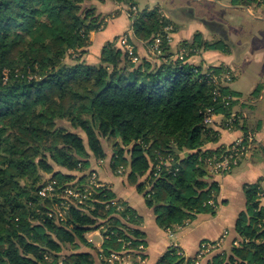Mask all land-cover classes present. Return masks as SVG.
<instances>
[{
  "label": "trees",
  "instance_id": "trees-1",
  "mask_svg": "<svg viewBox=\"0 0 264 264\" xmlns=\"http://www.w3.org/2000/svg\"><path fill=\"white\" fill-rule=\"evenodd\" d=\"M83 1L0 0V264H51L61 257V264H95L91 252L76 249L91 247L85 233L102 226L99 256L123 249L131 257L145 255L139 249L146 242L140 215L124 200L119 199L120 210L109 205L116 198L111 188L83 202L71 199L64 219L50 198L39 194L50 180L57 189L82 186L92 158L107 154L102 137L113 142V167L123 166V172L129 167L130 180L155 209L162 228L174 230L201 212L217 211L219 185L210 178L208 158L225 153L227 146H208L219 139V131L205 122V114L212 107L227 119L238 103L236 98L226 105L222 95L237 93L230 84L217 86L208 73H223L227 66L206 71L188 56L171 54L133 62L121 44L110 41L99 62H86L90 33L103 20L93 8L81 11ZM166 23L158 11L139 13L134 30L142 39L165 37ZM164 45L170 47L166 38ZM183 45L229 50L227 43L198 33ZM240 121L233 128L246 130ZM166 159L169 166L160 163ZM75 171L82 172L78 180ZM43 172L50 178L43 181ZM245 193L247 207L236 221L240 241L209 264H264L261 180L246 184ZM194 261L170 246L158 264Z\"/></svg>",
  "mask_w": 264,
  "mask_h": 264
},
{
  "label": "crops",
  "instance_id": "crops-1",
  "mask_svg": "<svg viewBox=\"0 0 264 264\" xmlns=\"http://www.w3.org/2000/svg\"><path fill=\"white\" fill-rule=\"evenodd\" d=\"M215 1L217 0H133L137 7L136 13H133L128 8L130 5L128 2L87 0V4L97 7L104 17V25L91 35V45L88 48V58L91 61H96L102 47L108 41L125 33L129 34L142 57L149 56V40L140 38L134 30L133 16L139 13L151 14L158 11L163 15L164 20H168L173 25L170 47L172 54L178 57L181 48L186 47L183 42L191 41L197 33L206 40L215 37L214 31L223 34L228 41V51L198 48L191 50L186 56L195 64L227 66L234 72L229 84L237 93L236 109L241 110L239 119L243 125L245 124L246 130L225 127L226 117L222 113H217L212 127L219 131V139L209 143L208 146L213 148L229 146L242 136H252L248 151L238 159L230 171L215 174L210 171V167L208 168V173H212L211 180L217 181L219 185L216 213L201 212L192 222L174 230L159 226L155 209L147 203L144 193L137 188V184L130 180L129 167L126 172L118 173L112 170L110 158L99 164V175L102 180L109 183L116 198L126 201L141 217L139 227L145 233L146 242L143 251L145 255L130 257L129 264H158L163 253L175 241L179 243L185 256L195 257L204 240L213 242L220 240L216 248L198 258L197 264H209L218 252L230 253L233 244H238L241 239L236 231V221L239 214L247 207L245 185L261 180L264 189V39L257 34L258 31L251 29L242 32L237 28L240 18L231 14V11L244 9L256 19L264 20V16L253 12L240 1L218 0L222 7L232 9L226 11L228 12L226 16L232 23L230 24L232 27L229 28L227 25L229 21L225 22L208 9L200 12L197 7L198 3L208 4ZM150 4H157L154 10L146 9L150 8ZM97 163L95 160L93 166H97ZM147 175L139 180L143 181ZM93 235L100 236V239L93 240ZM85 236L91 247L81 245L76 250L91 252L95 264H121L118 261H107L98 255L97 250L102 247L105 240L99 228L86 232ZM71 250L66 249L65 252Z\"/></svg>",
  "mask_w": 264,
  "mask_h": 264
},
{
  "label": "built area",
  "instance_id": "built-area-1",
  "mask_svg": "<svg viewBox=\"0 0 264 264\" xmlns=\"http://www.w3.org/2000/svg\"><path fill=\"white\" fill-rule=\"evenodd\" d=\"M130 9L133 11V13H136L137 11L136 5H133L132 8ZM134 17L135 16H133V18ZM165 30L168 31L165 37L161 34H157L153 38L152 48L155 49L158 53H162L164 50L165 38L168 43L172 40L171 31L173 30V25L171 24L166 25ZM123 36H126V37L122 38V40L120 41L121 46L124 47V51L126 52L128 57L133 62H137L139 60V55L137 53L135 45L133 44V42H130L129 39L127 38V36H129L128 34H124ZM187 53H188L187 51L181 50L179 54V58L183 59L187 55ZM209 76L211 80L217 84V86L229 84L233 79V73L230 70L227 71L226 73H220V74L214 73L211 71L209 72ZM215 93L217 96L222 94L219 87L216 88ZM222 98L225 100L226 105H229L232 100L236 99V97L232 94L222 95ZM216 114L217 113L214 111V108L212 107L207 108L206 114H205V122L211 125L214 122V116ZM238 118H239V115L236 114L232 119H229L227 121L228 127L230 128V124H233L234 121ZM246 138H247V141L245 140L244 136L236 139L232 144L227 146L226 148L227 150L225 153L219 154V155H213L212 157L208 158V164L210 166H213V168H215L216 171H219L221 173L230 171L233 168V166L238 162V159L242 157L244 154H246V152L249 149L248 147H249V144H251L250 142L252 140V136L248 135ZM160 163L166 164L167 166H169L168 159L161 160ZM119 170L122 171L123 166H120ZM47 183L48 184L44 185L40 189L39 194L41 196H46L50 198L49 193L57 192L58 189L55 187V183H56L55 180H50ZM106 187H107L106 183L100 180L97 177L96 173H92L90 175L89 182L84 186L65 187L63 189V195H62L63 200H61L63 211L59 209V206H57L56 209L54 208L56 210L57 216H60L62 219L65 218L66 211H67V208L69 207L71 199H76L78 202H83L84 200L90 198L91 195L94 194L93 192L95 190H99V189L106 188ZM109 205H115L117 207V210H120L123 208L122 202L118 200L117 198H111L109 200ZM53 213H54L53 211H50L49 215L52 216ZM219 243H220V240L215 241V242L213 241H205L204 243L202 242L199 255L201 256L204 253H207L208 251L213 250L214 248L218 246ZM139 246L142 247V245H139ZM180 253H183V252H180ZM102 256H104V258L107 261H118L119 263L124 264L127 261L129 255L127 254V249H123L119 252L111 251L106 256L104 254H102Z\"/></svg>",
  "mask_w": 264,
  "mask_h": 264
},
{
  "label": "rangeland",
  "instance_id": "rangeland-1",
  "mask_svg": "<svg viewBox=\"0 0 264 264\" xmlns=\"http://www.w3.org/2000/svg\"><path fill=\"white\" fill-rule=\"evenodd\" d=\"M115 1H118L119 3L121 2V3H123V1H119V0H115ZM224 1V0H223ZM236 1H240V2H242L243 4H244V0L242 1V0H236ZM258 1L259 0H253V1H251L250 2V4H244L245 6H247V7H249V8H251L252 9V11L253 12H255V13H258V14H260V15H262V16H264V4L263 3H261V4H259L258 3ZM134 4H131V5H129L128 6V8H132V6H133ZM156 5L157 4H150L149 6H150V8H146L147 10H154V7H156ZM197 7H198V9H199V11L200 12H203V11H207L206 9H208V10H210L211 12H213L214 14H216V15H218L219 17H221V19L222 20H224L225 22L226 21H229V19H228V17L226 16L227 15V13L229 12V10H232L231 8H225V7H222V5L220 4V2L217 0V1H215V2H210V3H208V4H199L198 3V5H197ZM87 8H93L94 9V11H95V16L97 17H99L100 18V20H103V24L102 25H104V17H103V15H102V13H100L99 11H98V9H97V7H95V6H91V5H88L87 4V0H84L82 3H81V11L83 10H85V9H87ZM226 11H228V12H226ZM131 16H132V14L131 13H129ZM231 14H235V15H237V16H239V18H240V23L238 24V26H237V28H239L242 32H245V31H249V30H251V29H253V30H255L256 32H257V34H259V36H262V39H264V20L263 19H256V18H253V17H251V15H249L248 14V11L247 10H244V9H241V11H231ZM93 15V14H92ZM161 16H163V15H161ZM168 24H171V23H166L165 25H164V27H163V33H167L168 31L167 30H165V26L166 25H168ZM230 24H232L230 21H229V23H227V25L229 26V28H231L232 26L230 25ZM172 25V24H171ZM102 27V26H101ZM97 31V30H96ZM94 32V31H93ZM214 33H215V37L213 38V39H211V41H218V40H220V41H223V42H225V43H228V41H227V39L225 38V36L223 35V34H220V33H218V32H216V31H214ZM126 34V33H125ZM91 35H92V32L90 33V39H91ZM124 35V34H123ZM123 35H121V36H117L116 38H113L112 40H110V42H113L114 44L116 43H119L120 44V41L122 40V38H124V37H126V36H123ZM129 35V34H128ZM127 38L129 39V41L130 42H133L132 40H131V38H130V36H127ZM144 40H146V39H144ZM147 40H149V44H150V53H149V56H144L143 58H153V60H154V58H155V60H165L166 59V57H165V55H170L171 54V56L173 57H177L178 55H173L172 54V52H171V47H164V50H163V52L162 53H158L155 49H153L152 48V43H153V39H147ZM257 40V39H256ZM259 40V39H258ZM263 42H264V40H263ZM257 43V42H256ZM134 44V43H133ZM91 45V40H90V43H89V45L86 47L87 49V51L85 52V54L83 55V59L84 60H86V62H89V63H97V62H99L100 61V59H101V52H100V55H99V57H97V59H96V61H91L89 58H88V53H89V46ZM135 45V44H134ZM169 46H170V42H169ZM191 46V45H190ZM189 45H188V47H182L181 49L182 50H185V51H187L188 53L192 50V48L190 47ZM135 47H136V50H137V46L135 45ZM103 48V47H102ZM122 49L124 50V47H122ZM195 49H198V48H195ZM101 51H102V49H101ZM137 53H138V55H139V60L137 61V62H139L140 61V59L142 58V55L138 52V50H137ZM77 54H79V53H75V55H77ZM67 58H69V57H67ZM185 58V57H184ZM183 58V59H184ZM182 59V60H183ZM69 60V59H68ZM158 61H155V62H158ZM197 65H201L204 69H206V71L210 68V66L211 65H208V64H206V65H202V64H197ZM224 70H226V71H224L223 73H226L227 71H229V68L228 67H226ZM209 72H211V71H208V73ZM236 107H237V104L232 108V113H231V115L229 116V117H227V121L229 120V119H232L237 113H239V114H241V110L240 109H236ZM223 114V113H222ZM236 120H239V119H236ZM235 120V121H236ZM241 120V119H240ZM227 121H226V124H227ZM240 123H241V121H240ZM213 124V123H212ZM212 124L210 125V126H212ZM228 126V125H227ZM233 126H234V123L233 124H230V128H233ZM102 142H103V144H104V147H105V151H106V156L104 157V158H101V159H96V158H92V160H91V164H90V167L87 169V171H84V173H87V174H89V176L92 174V173H96L97 174V177L100 179V180H102L101 179V177H100V175H99V171H98V167H99V164H102L107 158L109 159L110 158V163H111V167H112V170H115V168L113 167V154H114V151H115V148H114V145H113V142H111V140L109 139V138H106V137H102ZM129 153L128 152H126L125 153V156H128L129 157ZM130 159V158H129ZM96 160V162H98L97 163V166H93V162ZM210 167V171L211 172H213V173H215V174H220L221 172H219V171H216V169L215 168H213V166H210L209 164H208V168ZM60 167L59 166H57V169H59ZM119 168H120V166H119ZM119 168H117L116 169V171L118 172V173H122L123 172V170L122 171H120L119 170ZM80 172V171H79ZM78 171H75V174H77V176H76V178H77V180L79 179V177L82 175L81 173H79ZM227 172V171H226ZM50 176H51V173H49V172H43V175H42V180L44 181L45 179H47V178H50ZM89 176L86 178V180L84 181V184L82 185V186H84V185H86L88 182H89V180H90V178H89ZM75 178V179H76ZM103 182H105L104 180H102ZM47 182H49V181H46V183L44 184V185H46V184H48ZM106 183V188H110V185H109V183L108 182H105ZM99 190H95L93 193H95V192H98ZM63 189H58V191L57 192H54V193H49V196H50V200H51V202L53 203V208H55L56 209V207L57 206H59V209L61 210V211H63V208H62V205H61V200H63ZM53 196V197H52ZM61 198H59V197ZM91 197H93V194L91 195ZM211 202V201H210ZM79 208H81V207H79ZM68 210V209H67ZM66 213H67V211H66ZM65 218H66V215H65ZM184 226H186V225H184ZM184 226H181V227H184ZM103 227L104 226H102V227H100L99 229H100V231H102L103 230ZM97 229V228H96ZM92 230H94V229H92ZM102 233H103V231H102ZM104 235V234H103ZM105 236V235H104ZM92 239L93 240H95V241H98L99 239H100V236H98V235H93L92 236ZM207 241V240H206ZM205 242V240L203 241V243ZM140 245H142V247H140L139 246V249H141V250H143L144 251V248H145V244L143 243V244H140ZM171 246H177L178 247V249H179V253L180 252H183V250L181 249V247H180V245H179V243H177L176 241L171 245ZM199 253H200V250H199V252H198V254L195 256V261L193 262L194 264H197L198 263V258L200 257V255H199ZM129 256H128V259H127V261L124 263V264H129L128 263V261H129V258L131 257V255L129 254V253H127ZM106 256V255H105ZM103 258H104V256H102ZM62 260H63V258L61 257L57 262H52L51 264H61L62 263ZM122 264V263H121Z\"/></svg>",
  "mask_w": 264,
  "mask_h": 264
}]
</instances>
